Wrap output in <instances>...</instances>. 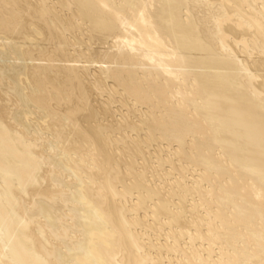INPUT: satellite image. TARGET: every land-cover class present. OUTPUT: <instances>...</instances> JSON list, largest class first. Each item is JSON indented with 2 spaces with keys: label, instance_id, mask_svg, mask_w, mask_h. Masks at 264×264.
Masks as SVG:
<instances>
[{
  "label": "bare ground",
  "instance_id": "obj_1",
  "mask_svg": "<svg viewBox=\"0 0 264 264\" xmlns=\"http://www.w3.org/2000/svg\"><path fill=\"white\" fill-rule=\"evenodd\" d=\"M0 264H264V0H0Z\"/></svg>",
  "mask_w": 264,
  "mask_h": 264
},
{
  "label": "rangeland",
  "instance_id": "obj_2",
  "mask_svg": "<svg viewBox=\"0 0 264 264\" xmlns=\"http://www.w3.org/2000/svg\"><path fill=\"white\" fill-rule=\"evenodd\" d=\"M12 60V59H11ZM10 59H9V61H11Z\"/></svg>",
  "mask_w": 264,
  "mask_h": 264
}]
</instances>
